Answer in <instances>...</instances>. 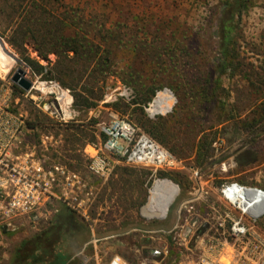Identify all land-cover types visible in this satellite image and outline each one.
I'll use <instances>...</instances> for the list:
<instances>
[{
	"label": "rangeland",
	"instance_id": "374dc122",
	"mask_svg": "<svg viewBox=\"0 0 264 264\" xmlns=\"http://www.w3.org/2000/svg\"><path fill=\"white\" fill-rule=\"evenodd\" d=\"M39 1L71 24L81 26L79 32L89 38V47L99 46L98 57L104 66L91 65L80 86L75 87L76 92H82L81 86L92 90L96 99L102 96L92 108L97 112L74 108V91L48 77L56 56L40 58L30 42L21 52L45 66L44 72L36 73L22 61L7 74L0 70V82L11 80L21 65L30 80H54L69 92L72 107L80 111L77 118L83 123H57L44 109V103L53 100L50 96L41 104L22 97L17 111L27 122L36 123L25 142L30 149L36 147L47 172L58 164L90 180L78 201L70 200V190L60 187L58 192L64 194L61 200L49 201L39 213L18 219L15 229L1 232L0 264H28L32 240L45 234L50 248L59 245L77 261L75 264H104L117 254L129 256L132 240L127 234L133 228L169 224H147L140 213L155 178L168 179L184 192L189 171L200 169L216 181L237 179L264 188V0H253L251 7L237 15L231 32V57L227 59L232 67L226 72L220 69L223 40L217 32L220 12L228 0ZM15 2L0 0L1 30L11 24L10 5ZM6 43L21 59L22 55ZM72 67L74 72L85 68L81 63ZM202 88L210 90L209 97H200L197 90ZM149 89H156V94L146 104L140 101L138 91ZM166 90L174 98L172 109L152 114L150 105ZM118 102L125 112L114 106ZM110 111L130 120L183 163L182 171H166L176 181L126 164L115 165L102 179L90 177L84 150L87 144L99 141L100 124L108 121ZM140 119L148 126L140 124ZM202 145L209 148L204 157L200 156ZM245 151L252 160L221 172L222 163L238 153L244 157ZM65 207L71 210L76 227L73 235L62 240L54 223Z\"/></svg>",
	"mask_w": 264,
	"mask_h": 264
},
{
	"label": "built area",
	"instance_id": "2783aa9c",
	"mask_svg": "<svg viewBox=\"0 0 264 264\" xmlns=\"http://www.w3.org/2000/svg\"><path fill=\"white\" fill-rule=\"evenodd\" d=\"M32 82L29 91L21 89L22 94L12 80L0 82V233L15 229L18 219L39 213L49 201L61 200L60 187L70 190V200L78 201L89 186L90 178L63 165H52L48 176L36 147L26 144L34 129L17 111L22 97L41 104L50 96L53 100L46 101L44 109L57 123H83L69 92L56 81ZM100 126L105 141L98 137L84 150L90 177H107L117 164L147 168L155 174L185 169L169 150L117 112L110 111L108 121ZM239 156L222 163L221 172L236 167ZM165 180H153L140 213L147 224H169L133 228L130 255H114L104 264H264V188L237 179L216 181L200 169H191L184 192L169 180L176 193L168 203V192L158 186ZM148 203L149 209L143 212Z\"/></svg>",
	"mask_w": 264,
	"mask_h": 264
},
{
	"label": "trees",
	"instance_id": "16d2710c",
	"mask_svg": "<svg viewBox=\"0 0 264 264\" xmlns=\"http://www.w3.org/2000/svg\"><path fill=\"white\" fill-rule=\"evenodd\" d=\"M24 3L25 5H23ZM252 4L253 0H228L225 7L220 12L217 34L220 36L221 40H223L221 53L224 56V61L220 64L222 72H226L232 67L230 62H227V59L231 57L232 50L230 46L233 44L234 40L231 36V32L236 17L242 13L243 9L251 7ZM10 8L12 10L11 12H13V19L9 27H5L4 30L0 29V36L5 38L9 45L22 55H20L21 60L29 64L36 73H43L45 66L21 52L22 50L25 51L24 44L28 42L32 43L35 50L38 52V56L44 60H49V54H54L56 56V61L53 65V69L48 72V77L57 80L63 87L74 91V108L89 110L96 107L98 104L97 100H100L102 96L96 99L93 96L94 93L92 90L81 86L80 89H82V92H76V88L82 83L87 68L91 65H101L102 59L98 57L97 51L99 46L97 44H92L91 47H89V38L86 34H81L79 32L81 26H75L73 23L71 24L68 19L61 18L56 12H51L42 5L39 0H17V2L10 5ZM73 63H81L85 68L74 72V68L72 67ZM102 65L104 66V63H102ZM15 88L18 94L23 93L17 86ZM209 91L210 90L207 88H202L198 89L197 93L203 98L209 97ZM138 92L141 94L140 101L147 104L152 101L156 94V89H149L145 92L140 90ZM88 93L92 96H89ZM114 106L117 109H122L124 112L126 111L120 102L115 103ZM136 109L137 108H135V110ZM262 111L264 112V108ZM138 121L143 126H148L143 119ZM29 127L35 129L36 123L30 122ZM148 128L147 131L155 135V132ZM99 137L102 141L106 139L103 133L100 134ZM161 141L164 142L163 140ZM208 151V146L202 145L200 156H206ZM158 175L168 176L176 181L172 174L165 171H158ZM188 185L189 180L187 186ZM72 219L73 214L71 210L66 207L62 209L60 219L57 220L58 222L54 223V228L57 229L56 235L60 239L65 240L69 238L70 235H73V230L76 226L72 223ZM45 235L48 236V234ZM127 235L130 238L133 237L132 233H128ZM44 236L43 238L32 240L31 249H33L28 253V264H75L77 262L71 260V257H68L59 245L50 248Z\"/></svg>",
	"mask_w": 264,
	"mask_h": 264
},
{
	"label": "bare ground",
	"instance_id": "6f19581e",
	"mask_svg": "<svg viewBox=\"0 0 264 264\" xmlns=\"http://www.w3.org/2000/svg\"><path fill=\"white\" fill-rule=\"evenodd\" d=\"M17 62L10 56H8L2 48L0 47V70L4 73H8L9 70L15 66ZM174 98L171 92L163 91L159 92L155 101L153 102L150 111L153 113H158L160 111L169 112L173 107ZM159 187H164L168 192V203L172 200L173 196L176 193V186L170 181H161L158 183ZM149 209V203L143 208V212H146Z\"/></svg>",
	"mask_w": 264,
	"mask_h": 264
},
{
	"label": "water",
	"instance_id": "95a60500",
	"mask_svg": "<svg viewBox=\"0 0 264 264\" xmlns=\"http://www.w3.org/2000/svg\"><path fill=\"white\" fill-rule=\"evenodd\" d=\"M0 47L8 56L12 57L18 64L22 63V60L12 52L6 43V41L0 36ZM12 82L24 91H29L33 85V82L27 77L26 70L20 65L14 72L11 78ZM238 165L246 163V159L241 156V158H236Z\"/></svg>",
	"mask_w": 264,
	"mask_h": 264
},
{
	"label": "flooded vegetation",
	"instance_id": "af4514ba",
	"mask_svg": "<svg viewBox=\"0 0 264 264\" xmlns=\"http://www.w3.org/2000/svg\"><path fill=\"white\" fill-rule=\"evenodd\" d=\"M240 152H241V151H240ZM243 155H244V157H245V159H246L247 161L252 160V158H251V154H250L249 151H245ZM238 158L240 159L241 156H239Z\"/></svg>",
	"mask_w": 264,
	"mask_h": 264
}]
</instances>
